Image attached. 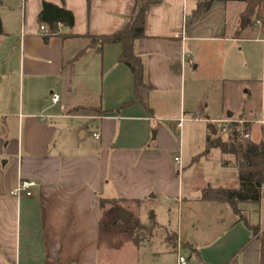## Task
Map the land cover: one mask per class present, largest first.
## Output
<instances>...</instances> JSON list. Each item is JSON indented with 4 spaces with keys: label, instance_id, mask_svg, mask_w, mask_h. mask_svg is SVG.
<instances>
[{
    "label": "crops",
    "instance_id": "1",
    "mask_svg": "<svg viewBox=\"0 0 264 264\" xmlns=\"http://www.w3.org/2000/svg\"><path fill=\"white\" fill-rule=\"evenodd\" d=\"M0 1V264L107 259L111 232L101 230V199L142 203L175 193L176 127L215 130L205 132L207 145L225 120L249 123L251 140L258 124L263 138L252 141L264 142V4L251 14L246 2L216 1L187 24L194 0H157L146 14V36L134 42L144 68L142 100L122 107L135 91L131 69L120 60L123 47L106 44L100 53L89 35L124 29L141 2ZM44 2L70 10L74 26L46 38L39 22ZM63 120L75 121L84 139L87 128L98 142L83 149L63 141ZM224 167L232 170L231 184L209 186L241 188L236 165ZM22 180L36 181L33 195L12 194ZM261 194L258 203L238 205L259 234L262 186ZM211 204L224 230L192 243L188 264H262L259 237L229 204Z\"/></svg>",
    "mask_w": 264,
    "mask_h": 264
},
{
    "label": "rangeland",
    "instance_id": "2",
    "mask_svg": "<svg viewBox=\"0 0 264 264\" xmlns=\"http://www.w3.org/2000/svg\"><path fill=\"white\" fill-rule=\"evenodd\" d=\"M58 127L63 141L80 144L83 149L89 140L98 142L86 127L84 139L81 136L83 129H79L75 121L63 120L59 122ZM205 132L209 136L213 134L212 129L207 126L200 127L196 123H188L185 128L174 129L175 135L181 137L180 147L175 154L182 157V166L175 165V176L170 183L175 184V193L149 197L142 203L120 202L122 208L133 213L142 224L151 228L149 232L140 230L139 233L143 237L141 246L135 247L129 233L132 224L123 225L112 204L105 205V220L119 221L120 224L105 237L111 254L107 259H99L97 264H176L177 251L174 245L177 244L178 247L179 244L177 239L174 240V236L177 234L183 245L181 254L189 263L193 255L192 243L204 244L207 242V236L221 234L224 226L218 222V216L211 208L212 201H202L200 197L202 190L209 185L214 187L219 184H231L232 170H226L227 168L222 165L223 159L229 155L223 154L217 148L206 152ZM262 138V129L256 124L252 140L258 142ZM67 147L66 149L69 148ZM223 207L229 206L225 203ZM191 229L193 231H190ZM76 262L77 260L71 264Z\"/></svg>",
    "mask_w": 264,
    "mask_h": 264
},
{
    "label": "trees",
    "instance_id": "3",
    "mask_svg": "<svg viewBox=\"0 0 264 264\" xmlns=\"http://www.w3.org/2000/svg\"><path fill=\"white\" fill-rule=\"evenodd\" d=\"M90 1V0H89ZM142 3V6L137 10L134 17L129 21L126 27L120 31L109 35H89L90 46L96 48L100 53L103 51V47L106 44H121L123 52L120 60L125 63L131 69L134 76L135 91L133 97L124 103L122 107L132 104L135 100L141 99L140 89L146 87L144 82V68L143 62L139 55L134 51V42L137 39L143 38L145 34V22L146 14L149 7L156 3L157 0H138ZM196 2L195 9L190 13L187 24H191L198 21L216 1L228 2V1H243L247 4V11L254 14L258 7L264 4V0H194ZM1 7V1H0ZM40 24H45L49 29V34L57 35L61 32L62 27L72 28L75 23V17L73 13L65 7H60L53 3L44 2L42 11L39 16ZM59 24H62L60 27ZM3 32V20L0 12V35ZM148 112H152L148 105L144 104ZM249 123H240L238 121H232L227 125V132H221L216 137H209L206 145V152H210L211 149L218 148L225 155L233 156V161L225 159L223 161L224 166H229L232 163L236 165L239 171V178L241 182V188H213L207 186L202 190V200L215 201L229 204L240 220H244L248 225V228L252 231L253 236H258L261 242V261L264 264V233L259 234L260 227L257 225H250L246 217L242 214L238 208L239 203L250 202L258 203L261 200V186L264 183V142H253L250 137H244V133H249ZM120 202L122 199H101V209H103V217L101 219V230L104 232H112L119 226V221L115 220L109 222L104 218V208L107 203L112 204L118 214V219L124 224L119 217V209L122 208ZM132 227L129 233L136 246H141L143 237L140 235V230L151 231V228L146 227L141 223L139 218L133 217L130 222ZM177 239V235L174 236V240Z\"/></svg>",
    "mask_w": 264,
    "mask_h": 264
},
{
    "label": "built area",
    "instance_id": "4",
    "mask_svg": "<svg viewBox=\"0 0 264 264\" xmlns=\"http://www.w3.org/2000/svg\"><path fill=\"white\" fill-rule=\"evenodd\" d=\"M260 24H262L261 22H259ZM59 26L61 27L62 24H59ZM41 31L45 34L48 35L49 29L45 24H42L40 26ZM60 100V95L58 93H54L52 96V101L53 103H57ZM197 119H199L197 117ZM232 122L231 120H225L223 121V125H222V132H227V125ZM244 137L249 138L250 137V133H244L243 134ZM95 136H98V134H95ZM176 162L179 166H182V157L179 155L176 158ZM37 186L36 181L34 180H22L18 186L16 188L13 189L12 194L14 196L20 197L22 193H26L28 196L33 195V188H35ZM262 188L264 189V183L262 184ZM178 250V261L177 264H188V259L183 256L181 253H179V251H181V245H178L177 247Z\"/></svg>",
    "mask_w": 264,
    "mask_h": 264
},
{
    "label": "water",
    "instance_id": "5",
    "mask_svg": "<svg viewBox=\"0 0 264 264\" xmlns=\"http://www.w3.org/2000/svg\"><path fill=\"white\" fill-rule=\"evenodd\" d=\"M213 133H216V131L214 130ZM119 217L120 219L125 222V223H130L134 217V214L127 211L126 209L124 208H120L119 209Z\"/></svg>",
    "mask_w": 264,
    "mask_h": 264
}]
</instances>
